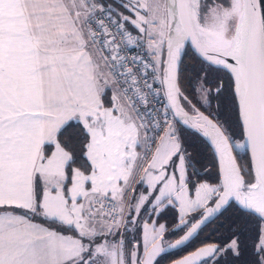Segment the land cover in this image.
<instances>
[{
	"label": "snow or ice",
	"instance_id": "obj_1",
	"mask_svg": "<svg viewBox=\"0 0 264 264\" xmlns=\"http://www.w3.org/2000/svg\"><path fill=\"white\" fill-rule=\"evenodd\" d=\"M209 229L173 264H264V0H0V264H157Z\"/></svg>",
	"mask_w": 264,
	"mask_h": 264
},
{
	"label": "trees",
	"instance_id": "obj_2",
	"mask_svg": "<svg viewBox=\"0 0 264 264\" xmlns=\"http://www.w3.org/2000/svg\"><path fill=\"white\" fill-rule=\"evenodd\" d=\"M187 56L184 59V63L186 65H191L193 63L191 56L192 53L189 49H186ZM182 85H184V82L182 81ZM186 86V85H184ZM186 140L188 141L189 145H192L194 143V147H190V151H194L199 153L198 158L202 160V163L207 166L208 171L205 173V177L210 183H215L217 178V169L213 167V162L211 159V152L210 150H205L204 146L200 144V142L197 140L193 142L192 138L190 136L186 135ZM191 181L193 183L196 182L195 178L190 177ZM189 188L191 189V184L189 185ZM150 216H144L142 215V218L145 220L151 221L149 219ZM154 218V217H152ZM156 218V223L158 224H165L166 226H173L178 221V216L176 213L175 208L168 207L164 211L160 213V216ZM212 229H209L205 231L202 235H200L198 238H195L191 243H189L186 247L182 248L181 250H178L176 252H173L171 254H167L162 256L157 260V264H168L175 259L183 256L184 254L190 253L197 249L198 247L202 246L204 242H212L216 237L211 236ZM171 238V234H168L166 236V239ZM175 238H178L175 237ZM137 240H138V234H137ZM174 239H172L173 241Z\"/></svg>",
	"mask_w": 264,
	"mask_h": 264
},
{
	"label": "water",
	"instance_id": "obj_3",
	"mask_svg": "<svg viewBox=\"0 0 264 264\" xmlns=\"http://www.w3.org/2000/svg\"><path fill=\"white\" fill-rule=\"evenodd\" d=\"M186 49H188V48H186ZM186 49H185V51H186ZM190 51H191V49H189ZM191 53H192V51H191ZM179 238V237H178ZM195 238H193V240H194ZM193 240H191L189 243H191ZM172 242H174V241H172ZM188 243V244H189ZM188 244H186V245H184V246H182V247H180V248H177V249H169V250H166L164 253H162L159 257H157V260L159 259V258H161L162 256H164V255H167V254H171V253H173V252H176V251H178V250H181L182 248H184V247H186ZM196 250V249H195ZM194 250V251H195ZM190 253H188V254H186V255H189ZM186 255H184V256H186ZM184 256H182V257H180L179 259H181V258H183ZM178 260V259H177ZM169 264H173V261L172 262H170Z\"/></svg>",
	"mask_w": 264,
	"mask_h": 264
},
{
	"label": "rangeland",
	"instance_id": "obj_4",
	"mask_svg": "<svg viewBox=\"0 0 264 264\" xmlns=\"http://www.w3.org/2000/svg\"><path fill=\"white\" fill-rule=\"evenodd\" d=\"M175 210H176V213H177V216H178V211H179L178 208H175ZM142 215H143V213H142ZM152 217H154V216H150L149 219H150L151 221L154 220V221L156 222V218H155V217L152 218ZM151 221H150V222H151ZM156 224L159 225L158 223H156ZM138 240H140V241L142 242V235L139 234V232H138Z\"/></svg>",
	"mask_w": 264,
	"mask_h": 264
},
{
	"label": "built area",
	"instance_id": "obj_5",
	"mask_svg": "<svg viewBox=\"0 0 264 264\" xmlns=\"http://www.w3.org/2000/svg\"><path fill=\"white\" fill-rule=\"evenodd\" d=\"M136 54V52L135 51H132L131 53H130V55H135Z\"/></svg>",
	"mask_w": 264,
	"mask_h": 264
},
{
	"label": "flooded vegetation",
	"instance_id": "obj_6",
	"mask_svg": "<svg viewBox=\"0 0 264 264\" xmlns=\"http://www.w3.org/2000/svg\"><path fill=\"white\" fill-rule=\"evenodd\" d=\"M173 241H174V240H173ZM192 252H193V251H192ZM190 253H191V252H190ZM187 254H188V253H187ZM184 255H186V254H184ZM184 255H183V256H184ZM181 257H182V256H181ZM179 258H180V257H179ZM179 258H177V259H179ZM177 259H175V260H177ZM175 260H174V261H175ZM168 264H169V263H168Z\"/></svg>",
	"mask_w": 264,
	"mask_h": 264
}]
</instances>
